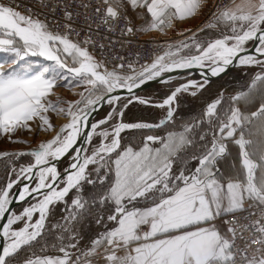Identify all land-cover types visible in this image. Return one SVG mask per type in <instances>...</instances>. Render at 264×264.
Returning <instances> with one entry per match:
<instances>
[{
  "label": "snow or ice",
  "instance_id": "obj_1",
  "mask_svg": "<svg viewBox=\"0 0 264 264\" xmlns=\"http://www.w3.org/2000/svg\"><path fill=\"white\" fill-rule=\"evenodd\" d=\"M204 3L97 0L93 12L109 31L110 22L123 20L127 34L166 35ZM128 8L143 10L146 26L133 28ZM209 13L204 28L217 31L216 38L202 39L201 28L139 70L128 64L124 71L123 63L109 69L98 60L83 46L89 40L74 41L71 23L54 31L0 3V138L29 144L16 134L53 133L27 151H0L11 164L0 186V221H6L0 264H264V0L217 3ZM72 15L65 11L67 21ZM230 66L259 70L227 97V107L221 92L199 117L177 127L181 97L202 94ZM193 70L201 80L185 78L160 101L135 91L150 81L170 85L177 79L172 73ZM58 87L82 90L64 99ZM134 104L158 108L163 117L128 122ZM50 114L67 122L57 128ZM126 131L153 134L133 145L122 143ZM23 156L31 161L17 167ZM64 158L61 171L55 162ZM20 202L27 206L18 212L12 205ZM61 206L67 215L56 226L59 243L51 245L59 254H40L49 247L46 221ZM89 217L103 231L85 246L81 222Z\"/></svg>",
  "mask_w": 264,
  "mask_h": 264
},
{
  "label": "built area",
  "instance_id": "obj_2",
  "mask_svg": "<svg viewBox=\"0 0 264 264\" xmlns=\"http://www.w3.org/2000/svg\"><path fill=\"white\" fill-rule=\"evenodd\" d=\"M0 2L10 4L19 11L47 22L54 31L63 32L66 30L65 25L71 23L70 36L81 44L89 40L90 45L84 46L89 47V51L109 69L123 63L124 71L128 70V64L139 70L142 65L150 63L155 56L161 54L167 44L181 41V37H147L141 31L127 34L124 31L123 20L119 23L110 22L112 30L109 31L108 26L101 23L99 15L93 12L97 0H0ZM229 3L230 0H220L219 4L224 6ZM84 4L89 6L85 8ZM66 10L73 13L71 21L65 18ZM127 16L131 26L138 29V25L130 19L128 12ZM211 18V16L206 18V24Z\"/></svg>",
  "mask_w": 264,
  "mask_h": 264
},
{
  "label": "trees",
  "instance_id": "obj_3",
  "mask_svg": "<svg viewBox=\"0 0 264 264\" xmlns=\"http://www.w3.org/2000/svg\"><path fill=\"white\" fill-rule=\"evenodd\" d=\"M26 13V12H25ZM28 15V13H26ZM205 33V32H203ZM209 39V38H205ZM210 39H213L210 37ZM76 41L75 39H73ZM258 68H237L234 70L228 77L212 82L205 90H203L202 94L198 95L197 97H191L188 95H184L181 97V104L180 108L177 113V127L179 124L194 120L199 117L203 110L206 108L207 104L211 103L215 100L221 92L224 93L225 96V104L224 106L227 107V97L230 95L235 94L236 92L243 90L250 78ZM193 79H197L194 77ZM180 82H173L170 85H157L152 89L148 90L145 93L140 94L139 96L142 97H151L155 101L162 100L169 92V89L178 86ZM254 110V109H253ZM108 111L107 106L102 110V112L98 115L102 118ZM163 117V111L158 108L147 107L139 104H134L130 106V111L126 113L125 119L128 122H136L138 120H145L149 122H158L159 119ZM159 131V130H157ZM147 133L141 134L140 132H133V131H126L122 133L124 140L122 143L127 142L133 145H141V142L144 140ZM236 149L233 148V155L236 154ZM31 161V157L23 156L20 157L18 160H15L14 163L17 167L20 165H27ZM5 161L0 160V186L6 185L10 178V167L3 166ZM194 163V162H192ZM225 173H229L231 171L230 167L225 165L224 167ZM15 178V177H11ZM26 204V203H25ZM23 206L17 207L15 210L20 211ZM67 215V212L64 211L63 206L59 207L56 211V214L50 216L46 221L45 230L47 232L46 240L49 247L46 249L45 253L40 254H49V255H56L59 254L57 250L51 245L59 243L56 237L60 235V229L56 227L57 225H63L64 219L63 217ZM82 225V235L83 240L82 244L87 245L92 238L96 236V234L100 231H103L102 226H98L92 217H89L87 220L81 222ZM81 225H77V229L81 230ZM37 252L39 250L37 249Z\"/></svg>",
  "mask_w": 264,
  "mask_h": 264
},
{
  "label": "rangeland",
  "instance_id": "obj_4",
  "mask_svg": "<svg viewBox=\"0 0 264 264\" xmlns=\"http://www.w3.org/2000/svg\"><path fill=\"white\" fill-rule=\"evenodd\" d=\"M210 1L209 0H205V3L204 4H208ZM1 3V2H0ZM213 4V3H212ZM213 6V5H212ZM212 6L210 7V9L212 8ZM22 12V11H21ZM24 14H26L25 12H22ZM27 15V14H26ZM30 15V14H28ZM206 18V13L203 14L202 16V19L199 20V22L195 25L194 28H190V31H180V32H173V31H168L166 30V35L164 34H156L154 36H147V37H159V36H169L171 38H177V37H181L180 39L182 40V36L190 33L191 32H197V30L199 29V27H203L205 26V22H204V19ZM203 21V22H202ZM136 25H138V29L139 28V23H136ZM204 28V27H203ZM142 32V31H141ZM205 32V33H203ZM203 32H200L199 35L201 36L202 39H205L206 37L210 39V37H212L213 39L216 38V36L218 35V32L215 31V30H210V29H206L204 28V31ZM143 33V32H142ZM181 33H184V35H182ZM146 36V35H145ZM72 39H74L73 37H71ZM185 39V38H184ZM76 40V39H75ZM77 41V40H76ZM78 42V41H77ZM83 45V44H82ZM84 46V45H83ZM251 46V44H249V47ZM3 54H0V58H2ZM35 59V58H34ZM241 68V67H239ZM236 70V69H235ZM230 75V74H229ZM228 75V76H229ZM226 76V77H228ZM224 77V78H226ZM194 78V77H193ZM192 78V79H193ZM222 78V79H224ZM221 80V79H219ZM218 81V80H217ZM177 82V81H176ZM180 83H184L185 81H178ZM215 82V81H214ZM157 86V85H156ZM155 87V86H154ZM153 88V87H152ZM150 88V89H152ZM149 89V90H150ZM82 89L80 88H73V89H68V88H65V87H58L55 91L56 93L63 97L64 99H76L77 97L73 94L74 92H79L81 91ZM148 91V90H147ZM145 91V92H147ZM145 92H142V93H145ZM140 93V94H142ZM138 94V95H140ZM54 99V98H53ZM102 112V111H101ZM100 112V113H101ZM99 113V114H100ZM98 114V115H99ZM52 116V122L53 124H55L57 126V128L59 126H61L64 122H66V120L63 118V117H57L55 116L54 114H50ZM97 115V117L94 119V120H99L101 119V117H99ZM103 117V116H102ZM53 135V133H40L38 136L37 135H30L29 133L27 132H18L16 134V138H20V139H24V140H28L30 141L29 144H19V143H9L7 138H0V151H18V150H23V149H29V148H34L37 146V144L42 141V140H46V139H49L51 136ZM19 159V158H18ZM16 159V160H18ZM2 161H5V163H3V166H8V167H11V164L9 163V161L7 159H4ZM67 158L59 165V169L62 171L64 169V167L66 166L67 164ZM13 192H14V189H13ZM31 202V201H29ZM23 206V205H22ZM24 206H27L26 204H24ZM46 226V225H45Z\"/></svg>",
  "mask_w": 264,
  "mask_h": 264
},
{
  "label": "crops",
  "instance_id": "obj_5",
  "mask_svg": "<svg viewBox=\"0 0 264 264\" xmlns=\"http://www.w3.org/2000/svg\"><path fill=\"white\" fill-rule=\"evenodd\" d=\"M210 2L208 4H204L203 8L199 11L196 17L191 18L183 23L181 22H175L174 27L172 29H166L169 32H180V31H189L190 28H194L195 25L199 22V20L202 19V16L204 13H206V18H209L211 15L209 13V9L212 6V10L214 11L215 5L217 4L218 0H209ZM213 3V4H212ZM128 15L132 21L135 23H139V28H142L146 26L147 21L150 19V17L146 16L144 14L143 10H139V13L137 11H133L131 8L127 9ZM206 18L204 19V22L206 23ZM203 22V21H202ZM146 36H154L156 34H159V32L149 31L144 32L142 31ZM190 33L186 34L189 35ZM186 35L182 36V39L186 38ZM171 38V37H170Z\"/></svg>",
  "mask_w": 264,
  "mask_h": 264
},
{
  "label": "water",
  "instance_id": "obj_6",
  "mask_svg": "<svg viewBox=\"0 0 264 264\" xmlns=\"http://www.w3.org/2000/svg\"><path fill=\"white\" fill-rule=\"evenodd\" d=\"M251 47H252V45H251L249 48H251ZM237 68H239V67H233V66H230V67L228 68V70L226 71V73L221 74L220 77H211V78H210V84H211L212 82H214V81H217V80H219V79H222V78L228 76L229 74H231V73H232L235 69H237ZM166 75H167V74H166ZM171 75L177 77V79L174 80L173 82H176V81H185V78H187V79H192L193 77H197V79H194V80H198V81L201 80V76H200V74H199V70H193V71H192V74H191L190 76L187 75L186 73H181V72L172 73ZM173 82H172V83H173ZM156 85H161V83H159L158 81H150V82H148L146 85L142 86L140 89H136L135 91H136V93H137V95H138V94H140V93H142V92H145V91L149 90L150 88H152V87H154V86H156ZM121 95H127V93H126L125 91L121 90ZM105 107H106V106H105ZM105 107H104V108H105ZM104 108H102L99 112L95 113L93 118L95 119V118L97 117V115H98V114H99ZM66 122H67V121H66ZM66 122H64V123H66ZM50 138H51V137H50ZM50 138H49V139H50ZM80 142L82 143L83 140L81 139ZM27 150H29V149H23V150H18V151H27ZM65 159H66V158H64V159H62V160H60V161H56L55 163H57V166L59 167V165H60ZM22 183H23V182H22ZM22 183H21L20 185H17V186L14 187V192L18 191L19 188L22 187ZM23 204H25V203H24V202L14 203V204L12 205V208H13V209H16L17 207H19V206H21V205H23ZM4 222H6V221H0V224H2V223H4ZM2 244H3V240L0 239V247H2Z\"/></svg>",
  "mask_w": 264,
  "mask_h": 264
},
{
  "label": "bare ground",
  "instance_id": "obj_7",
  "mask_svg": "<svg viewBox=\"0 0 264 264\" xmlns=\"http://www.w3.org/2000/svg\"><path fill=\"white\" fill-rule=\"evenodd\" d=\"M217 3H220V0H218V2Z\"/></svg>",
  "mask_w": 264,
  "mask_h": 264
}]
</instances>
